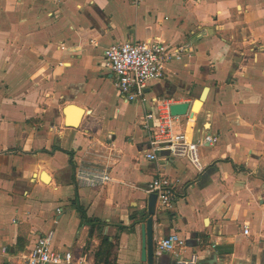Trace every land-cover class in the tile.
Returning a JSON list of instances; mask_svg holds the SVG:
<instances>
[{"label": "crops", "instance_id": "crops-1", "mask_svg": "<svg viewBox=\"0 0 264 264\" xmlns=\"http://www.w3.org/2000/svg\"><path fill=\"white\" fill-rule=\"evenodd\" d=\"M153 40L190 54L147 83V105L129 103L103 52ZM162 100L189 104L177 131L217 139L199 147L201 173L166 152L145 157L141 120ZM79 164L111 182L77 185ZM157 176L177 196L156 210L154 242L176 232L198 264H264V0H0V264L49 230L56 250L96 248L78 207L102 225L114 264H147L131 217Z\"/></svg>", "mask_w": 264, "mask_h": 264}, {"label": "built area", "instance_id": "built-area-1", "mask_svg": "<svg viewBox=\"0 0 264 264\" xmlns=\"http://www.w3.org/2000/svg\"><path fill=\"white\" fill-rule=\"evenodd\" d=\"M103 54L105 67L114 75V86L125 101L145 106L149 103L145 94L147 83L160 79L168 63L179 61L190 53L187 46L169 47L161 41L153 40L111 44ZM169 106L167 100L156 101L154 109L142 117L141 127L148 139L145 157L156 162L157 154L166 152L172 158L187 161L197 173H201L204 168L200 162L199 147L212 145L217 139L205 136L195 140L192 132L177 131L179 118L170 114ZM74 177L77 185L90 188H101L112 180L107 169L88 164H79ZM143 192L156 196V210L166 209L177 196L176 182L166 176H157ZM243 232H248L246 225ZM53 243L54 231H46L36 239L30 250L18 257L15 264H95L94 246L84 249L81 255L75 257L69 250H56ZM184 247L185 241L176 232L156 239L152 264H159L158 259L163 254L173 255L172 264H198L199 255L196 252L187 257L182 256Z\"/></svg>", "mask_w": 264, "mask_h": 264}, {"label": "water", "instance_id": "water-1", "mask_svg": "<svg viewBox=\"0 0 264 264\" xmlns=\"http://www.w3.org/2000/svg\"><path fill=\"white\" fill-rule=\"evenodd\" d=\"M206 89L203 90V93L200 95L199 100L201 102L205 101ZM189 108L188 103L180 104H171L169 106V112L172 116H183L187 113ZM194 106L190 109L189 116L194 117L193 112ZM156 196L150 194L147 197V207L144 210L136 212L132 219L133 224L139 225L140 235H141V259L147 264H152L153 262V244H154V231H153V220L156 215H160V212H157L156 209ZM39 237V236H38ZM37 237V238H38ZM212 250V251H211ZM208 249L205 252H216L215 248ZM216 257V255H215ZM201 258H199L198 263ZM224 261L220 262L221 264Z\"/></svg>", "mask_w": 264, "mask_h": 264}, {"label": "trees", "instance_id": "trees-1", "mask_svg": "<svg viewBox=\"0 0 264 264\" xmlns=\"http://www.w3.org/2000/svg\"><path fill=\"white\" fill-rule=\"evenodd\" d=\"M81 223L89 228V238L93 237L98 240V245L94 250V262L95 264H114V244L109 241L107 236L103 235L102 225L97 219L88 218L81 208H77ZM132 219L134 216L131 217ZM201 245L205 246L208 244L207 239L202 237ZM90 244L87 243L85 250L89 249Z\"/></svg>", "mask_w": 264, "mask_h": 264}, {"label": "rangeland", "instance_id": "rangeland-1", "mask_svg": "<svg viewBox=\"0 0 264 264\" xmlns=\"http://www.w3.org/2000/svg\"><path fill=\"white\" fill-rule=\"evenodd\" d=\"M90 246V245H89Z\"/></svg>", "mask_w": 264, "mask_h": 264}]
</instances>
